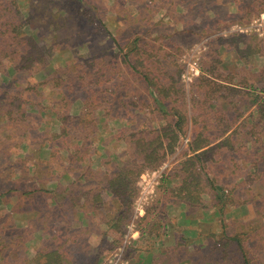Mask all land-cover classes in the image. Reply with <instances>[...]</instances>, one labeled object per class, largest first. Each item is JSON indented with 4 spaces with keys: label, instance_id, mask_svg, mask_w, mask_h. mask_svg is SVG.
I'll use <instances>...</instances> for the list:
<instances>
[{
    "label": "trees",
    "instance_id": "1",
    "mask_svg": "<svg viewBox=\"0 0 264 264\" xmlns=\"http://www.w3.org/2000/svg\"><path fill=\"white\" fill-rule=\"evenodd\" d=\"M26 2L25 14L18 0H0V162L5 163L2 161L6 158L11 161L0 163V176L10 172L14 179L11 187L4 185L0 189V198L7 202L6 198L15 195L17 202L7 213L0 210V263L4 264L2 260L7 257L3 253L5 246L17 244L21 234L29 231L40 232L36 264H100L125 238L138 195V181L147 170L160 167L166 155L175 152L189 133L187 148L182 152L185 158L162 174L155 204L138 212L137 234L133 233L130 243L153 234L165 238L167 230L174 228L172 218L166 214L167 205L176 208L178 216L190 220L191 225L199 222L200 210L214 208L220 221L218 233H195L199 246L186 249L184 254L176 251L184 242L189 245L191 239L179 236L174 239L175 245L164 248L162 253L148 250L145 261L264 264V68L256 80L250 81L246 69L230 70L217 52L219 46L225 45L238 59L246 60L247 55L237 48V41L243 36L221 35V31L233 24H246L255 8L260 7L255 15L264 18V4L253 0H139L136 12L127 8L117 17L125 25V39L107 33L106 44L91 48L89 57L81 62L71 58L61 71L49 64L47 57L51 52L46 55L47 49L40 44L50 34L51 21L52 28L58 30L63 22L59 12L70 5L77 14L69 28L80 27L79 33L85 34L89 27L94 29L95 20L91 18L80 26L77 20L82 12L95 11L99 5L85 0ZM231 3L234 12L229 11ZM178 7L181 13L176 10ZM161 11L168 17L166 22L154 20ZM38 16L48 22L37 31L34 19ZM186 16L190 20L202 17L214 27L208 30L204 25L198 33L207 39V57L201 59L203 65L197 72L194 84L202 92L194 97L192 108L186 104L187 91L180 79L183 70L169 69L166 56L156 58L157 46L151 45L172 38L168 31L174 24L182 27L174 32V37L176 33L194 35ZM98 23L95 29L100 32L103 28L100 20ZM71 36L64 35L69 40ZM66 41L64 38L61 43ZM258 42L257 52L264 54V40ZM113 44L117 51L111 48ZM182 49L183 46L175 47L176 52ZM224 68L229 70L226 76ZM44 70L48 74L38 79L37 73ZM204 87L208 89L205 94ZM46 91L53 95L48 111L60 125L57 132L41 134L36 124L39 121L30 119L28 110H43ZM78 100L82 103L80 111L70 113V107ZM137 109L152 117L133 120V110ZM101 110L99 116L97 112ZM115 118L124 119V127L134 126L131 139L125 142L127 149L128 143L134 144L132 151L125 154L128 160L110 158L103 165L105 170L96 171L90 160L95 154L92 138L96 139V127L101 121ZM80 125L88 130L82 136L74 132ZM46 140L52 147L48 159H43L40 147ZM24 144L27 152L18 156L16 151ZM63 149L68 151L61 155L66 166L59 163L58 155ZM70 176L72 180L66 186L57 181ZM175 176L179 183L170 188L167 181ZM92 181L97 185L88 189ZM238 191L242 194L238 195ZM26 199L30 200L29 208L22 204ZM231 205L237 213L225 222ZM242 207H246L243 216ZM20 209L31 215L25 227H18L13 218ZM75 213L81 215L79 220ZM192 230L196 232L195 228ZM130 243L123 259L131 256H126ZM203 243L205 249L200 247ZM197 252L202 253L201 257L194 254Z\"/></svg>",
    "mask_w": 264,
    "mask_h": 264
},
{
    "label": "rangeland",
    "instance_id": "2",
    "mask_svg": "<svg viewBox=\"0 0 264 264\" xmlns=\"http://www.w3.org/2000/svg\"><path fill=\"white\" fill-rule=\"evenodd\" d=\"M89 1L90 3L94 2L93 0H85V2H89ZM249 1H252V0H249ZM253 1L260 3V5L264 4V0H253ZM18 2L23 12L26 14L28 10V7H27L28 5H27L26 0H18ZM138 2L139 0L138 1L136 0V2H132V1L129 2V0H123V3L117 4L115 0H95L94 3L99 5L95 7V11L90 12V10H88L87 12H82L81 14L82 17L81 18L79 17V19L77 20L79 26L81 23H84L86 25L88 21L89 22L91 21V18L95 20V24H93L94 29L92 30V28L89 27L88 32L85 34L79 33L80 27L69 28V23L72 22L74 16L77 14V11L74 12L73 10H71L72 6L70 5L68 7L65 6L64 8H62L61 11L59 12L60 16L63 17V20H62L63 22L60 24L61 26L58 28V30H54L53 29L54 24H53V21H51L52 25L48 29V32L50 34L44 37L43 40L40 41V44L45 46V48L47 49L46 55H48L47 52H51V54L48 55L47 57L49 64L60 68V70L62 71L64 69V65H67L70 62L71 58L72 59L76 58L77 59L76 63L81 62L82 59L89 57V55L91 54V48L95 49V47H97L99 44L104 45L107 43V40L109 38L107 33L112 34L114 37L118 39H125V34H123V32L125 31V25L123 23H119L117 21V17L119 13L121 12L123 13L124 10H126L127 8H129V10L133 12H136L137 11L136 5L138 4ZM84 8H87V7H84ZM259 8L254 9V14L250 16L249 21L246 23H249L250 21L255 20V18L258 21H261L263 19L262 17H257V15H255L257 13L256 10H258ZM176 10H178L181 13L180 7L176 8ZM234 10H235L234 3H231L229 6V11L234 12ZM52 12H54V10H52ZM207 14L210 17H212L211 12ZM154 17H155L154 20L163 19L165 22L168 20L167 19L168 17L164 15L163 11L158 12L156 15H154ZM186 17L189 21V30L191 29L193 32H195L193 33L194 35H190L188 33H183V34L176 33V36L174 37V32H177L178 30L182 29V27H180L181 25L174 24L173 26L175 27L172 26L170 28L171 30L168 31L169 34H173L174 38L172 37V38L167 39L165 41L166 43H157V42L155 43L154 42L151 45L157 46V50H159L158 53H157V50L155 51L156 58H160V59L167 58L168 60L167 64H168L169 69L175 70V68H180L181 70H183L180 79L182 81V84L184 85L185 90L187 91L186 104L187 106H190V108H192L191 106H193L194 97L199 96V93H200L199 91H201V90H198V91L196 90L197 86L194 83H196V80L198 79L197 72L199 71L200 65H203L201 63V59H203V57L206 56L204 55L205 54L204 52H206L207 50V47H206L207 39L198 36V33L204 30V27H203L204 25L208 26L207 27L208 30L214 27L210 26L211 24L210 22H207L209 20L205 21L203 20L202 17H196V18H193V20H190L188 18L190 16H186ZM47 18L50 19V16L48 15ZM47 18H45V21L47 20ZM99 20H100L101 29L103 28L100 32L96 31L95 29V26L99 24L98 23ZM45 21L40 20L39 16L38 18L34 19V22L38 26L36 29L37 31L42 30L41 25H44ZM46 22H48V20ZM64 23H66L67 25H63ZM231 27L226 31H223V32L221 31L222 34L221 33L220 34L226 35V34L231 33L239 37L243 36L242 38L238 39L237 48L238 50H240L241 52L247 55L246 60L238 59V56L234 54L231 51V49L225 47V45L219 46V50L217 51V52H220L219 57L223 62H225V64L228 65L230 70L233 68H234L233 70H241L240 68L246 69L245 75L248 76L249 80L250 81L256 80L260 74V69L264 68V54L257 52L258 43H259L258 40L263 41L264 35H259L260 33L256 32L254 28L249 29L247 31L240 32L238 30L232 29ZM66 33L73 35L70 37L71 40L67 39V37H64ZM129 33L131 34L130 38L132 39L133 31H130ZM196 33H197V36H196ZM64 38L67 41L62 44L61 42L63 41ZM57 40H60V42H58V44L56 43L54 44V42ZM112 46L111 48H114V50L116 51L118 50L117 46H115L114 44ZM178 46H183V49L181 50V52L175 51V47H178ZM50 47L53 48V51L50 49ZM120 58L121 56L118 57L119 61L121 60ZM193 61L196 62V64L194 65V68L188 69L189 63H192ZM188 70H189V76H185L184 74H186ZM224 72L226 76L228 75L229 70H227V68H224ZM47 74L48 73L45 70L40 71L39 73H37V78L42 79ZM127 77H130V76L127 75ZM207 91L208 89L204 87L203 93L205 94ZM45 95L46 96L43 100V105L45 109L43 108L41 112H38V110L36 109H30V108L28 110L30 114L29 116L30 119H35V122L39 121V123L37 122L36 124L38 125L41 134H43V132L48 133L49 130L50 132H57L59 125H60L58 120H56L55 116L53 115V113H50L48 111L52 103L51 102L52 97H53L52 92L47 93L46 91ZM245 99L246 98L244 97V100ZM81 106H82L81 100L74 102L73 105L70 107V113L77 114L80 111ZM139 111H140L139 109L133 110V115H132L133 120L140 119V121H142L145 118L150 119L152 117V116L146 115L144 111H142L141 113H139ZM97 114L99 116H102V110L99 111V113L97 112ZM229 117H232V116L229 115ZM123 120L124 119H121V118L120 119L115 118L112 120L110 119L105 120L104 122L101 121L96 127V131H95L96 139L92 138V136L94 135H91V138H92L91 142L93 144L95 154L90 157V160L93 165V168L96 171L105 170V167L103 165L105 161H109L110 158H111L110 160H113V158H117L118 162H124L129 159V156L125 154L126 153L128 154V152L132 151L131 146L133 147L134 144L128 143L129 148L127 149V147L125 148V144H126L125 142L131 139L129 137V134L131 133L130 130L134 129V126L130 125L129 127H124ZM235 126L236 124L234 125V127ZM74 132H77L80 134V136H82V134H84L85 132H88V130L87 129L85 130V128H83L80 125V127L75 128ZM189 138H190V135L189 133H187V135L183 138V140H181L180 145L177 146V148L175 149V152L166 155L165 161L162 163V165L164 163H168V168L164 170L165 173H167L177 162L185 158V156H182V152H184L185 149L187 148ZM39 140L40 139H38L37 142H39ZM58 144L63 148L66 147L65 144L61 145V143L59 142ZM105 144H108V146L105 147ZM50 147H52L50 140H46L45 142L44 141L42 142V145L40 147V152L42 156L41 158L48 159ZM26 152H27V146L25 144L19 147V149L16 151L17 155L21 157H23V155ZM64 153L68 154V151L63 149V151L58 155L59 163L61 161V165L66 166L67 162L61 156V155L64 156ZM6 161L11 162L10 158H6ZM6 161L4 159L2 162H5V163H1V162L0 163L5 165ZM159 168L160 167H158L157 170ZM152 171L153 170H147L144 174V177L138 181L137 183V185L139 186L138 194L140 191L141 183L146 179L147 174H150ZM11 175L12 173L9 172L8 175H5L3 173V176H0V189L1 188L3 189L4 185L8 188L12 186V181L14 179H11L13 178ZM158 178H159V181L158 183L154 184V189H153L154 191L149 195L148 201L145 203L143 208H146L147 206H152V204H155V200L157 198L156 190L158 189V187H161L160 182H161L162 176ZM71 180H72V176L68 178H65V177L61 179L59 178L57 181L63 187V186H66L68 181H71ZM178 183H179V177L177 176L170 179L169 182L167 181V184L170 188L171 187L176 188ZM22 184H24V186L27 185L26 182ZM28 185H32V183L28 182ZM96 185L97 183L95 181H92L90 185H88L87 188L88 189L95 188ZM241 194L242 192L238 191V195H241ZM204 198H207V197L204 196ZM6 199L8 200L7 202L1 200L0 198V210L4 209V212L5 211L8 212V210L10 211L11 207L17 203L15 195L11 196L10 198H6ZM29 202L30 200L26 199L24 200L22 204L25 206V208H29L28 206ZM200 212L201 214H200L199 222L197 224L191 225L190 220L185 219L184 217L178 216L177 214L178 211L176 208H173V206L171 205L169 206L167 205L166 214L168 218H172L174 228H172V230L171 229L167 230V233L165 234V238L164 239L162 237L158 238L157 236L153 234V235L142 236L140 237V239L138 238L135 242L132 241V243H130L133 233H136L135 227H136V220H137L133 218L134 216V203H133V209L130 214V220L128 222V225L131 224L133 221L134 227L130 232H128V229H127L124 240L126 239V236L128 235L129 236L128 242L124 243V240H123L122 244L119 246L122 251V257H123L125 255V248L127 244L130 243V249L127 251L128 253L126 254V256L127 255H131V256L129 257V259L126 257L128 260L125 259L126 260L125 264H149L145 261L146 259L145 256L147 255L148 250L151 251L153 254L157 252L162 253L164 248L175 245L174 239L178 238L179 236H185L186 238L191 239V241L188 243L189 245L185 244L184 242L183 243L184 245L179 246L178 250L176 251V254H184L186 249L193 250L195 246H199L198 239H196V237L194 236L195 233L196 235L198 233L207 234L208 232H211V231L218 233L220 230V221H219V215L217 214L215 209L214 208L202 209L200 210ZM241 212L242 213L240 215L243 216L246 212V207H242ZM236 213L237 211H235V209L233 208V205L229 206L226 210L225 222H230L231 218ZM28 214L29 213H25L24 210L17 211L16 213H14L13 218H15V222L18 227L26 226L27 224L26 219L28 216H31L30 214L29 215ZM80 216L81 215L79 213H75L74 215L76 219H78ZM1 221L2 219L0 218V224H1ZM71 226L74 227V225H71ZM234 226L235 224H233L231 228L233 229ZM192 228H195L196 232L192 230ZM173 230H175V233H173ZM39 234L40 232H33V233H29V231L23 232L21 234L20 239L17 241V244H8L7 246H5V249H3V253L7 257L5 258V260H2V262H4V264H36L35 262L36 252L35 251L39 247L38 246L39 245L38 242L40 239L38 238ZM193 240L195 241L193 242ZM204 246L205 244L203 243L202 246L200 247H203L205 249ZM92 250L93 252H95L94 249ZM206 250L207 252L210 251V250L208 251L207 247H206ZM114 252L115 250H112L111 253H109V255L104 256L103 261L100 264H106L104 263L105 262L104 260H106V258H108L109 256L115 254ZM194 254L201 257L202 253L197 252ZM159 256L161 257V255ZM112 257L113 256H111L110 258ZM0 264H3V263H0Z\"/></svg>",
    "mask_w": 264,
    "mask_h": 264
},
{
    "label": "built area",
    "instance_id": "3",
    "mask_svg": "<svg viewBox=\"0 0 264 264\" xmlns=\"http://www.w3.org/2000/svg\"><path fill=\"white\" fill-rule=\"evenodd\" d=\"M234 30H238L240 32L242 31H247L249 29H253L260 33L259 35H264V18L261 21H258L257 19L250 21L249 23L246 24H234L232 27ZM196 64L195 61L192 63H189V68L188 69H193L194 65ZM185 76H189V70ZM168 168V163H164L160 168L157 170H153L150 174H147L146 179L141 183L140 191L139 194L134 202V216L133 218H137L138 212L144 207L145 203L148 201L149 195L154 191V184L158 183L159 178L161 177L164 170ZM134 227V222L132 221L131 224L127 226L128 232H130ZM129 240V236H126V239L124 240V243H127ZM117 250V252H116ZM115 250V254L109 256L104 260L106 264H125L126 261L122 257V251L119 248ZM110 258V259H109Z\"/></svg>",
    "mask_w": 264,
    "mask_h": 264
}]
</instances>
